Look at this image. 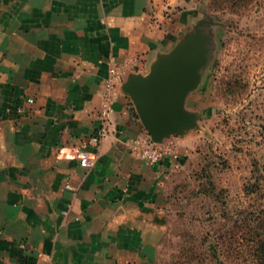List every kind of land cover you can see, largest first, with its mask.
Segmentation results:
<instances>
[{
    "label": "crops",
    "instance_id": "crops-1",
    "mask_svg": "<svg viewBox=\"0 0 264 264\" xmlns=\"http://www.w3.org/2000/svg\"><path fill=\"white\" fill-rule=\"evenodd\" d=\"M164 8L0 0V264H160L181 147L169 138L179 157L152 163L132 150L148 134L121 85L178 42L189 19L171 23ZM111 61L121 70L109 128L92 142Z\"/></svg>",
    "mask_w": 264,
    "mask_h": 264
},
{
    "label": "rangeland",
    "instance_id": "rangeland-1",
    "mask_svg": "<svg viewBox=\"0 0 264 264\" xmlns=\"http://www.w3.org/2000/svg\"><path fill=\"white\" fill-rule=\"evenodd\" d=\"M162 1L171 23L189 19L178 41L201 19L213 25L201 29L209 59L184 101L196 125L166 137L181 155L167 178L158 261L264 264V0Z\"/></svg>",
    "mask_w": 264,
    "mask_h": 264
},
{
    "label": "water",
    "instance_id": "water-1",
    "mask_svg": "<svg viewBox=\"0 0 264 264\" xmlns=\"http://www.w3.org/2000/svg\"><path fill=\"white\" fill-rule=\"evenodd\" d=\"M204 23L211 22L199 20L171 49L157 55L147 73L130 72L122 82L121 89L155 142L196 125V114L185 108L184 101L197 86L208 59L201 31Z\"/></svg>",
    "mask_w": 264,
    "mask_h": 264
},
{
    "label": "built area",
    "instance_id": "built-area-1",
    "mask_svg": "<svg viewBox=\"0 0 264 264\" xmlns=\"http://www.w3.org/2000/svg\"><path fill=\"white\" fill-rule=\"evenodd\" d=\"M120 65L111 61L108 67V76L104 80L101 95V104L99 109L100 124L96 129V133L90 137L92 142H98L99 139L104 136L109 128V116L112 111V102L115 96V84L120 80ZM32 101L31 98L28 99ZM132 150L140 157L148 162H156L162 158L165 154H170L174 158H178L179 154L176 151L175 143L169 138H165L161 142H155L151 140L150 136H147L139 144H133ZM80 163L84 166H91L93 159L83 152L79 155Z\"/></svg>",
    "mask_w": 264,
    "mask_h": 264
},
{
    "label": "trees",
    "instance_id": "trees-1",
    "mask_svg": "<svg viewBox=\"0 0 264 264\" xmlns=\"http://www.w3.org/2000/svg\"><path fill=\"white\" fill-rule=\"evenodd\" d=\"M231 2L232 3H235V2H238V1L237 0H232ZM212 25H213V23H205V24H202L201 29L208 28V27H210ZM208 59H209V57H208ZM254 165L256 166V163H254ZM256 187H258V185ZM246 189H247V185H246ZM261 228H262V233L264 234V218L262 219V222H261ZM260 240L262 241L260 243V246L264 249V235L260 238Z\"/></svg>",
    "mask_w": 264,
    "mask_h": 264
},
{
    "label": "flooded vegetation",
    "instance_id": "flooded-vegetation-1",
    "mask_svg": "<svg viewBox=\"0 0 264 264\" xmlns=\"http://www.w3.org/2000/svg\"><path fill=\"white\" fill-rule=\"evenodd\" d=\"M205 24V23H204ZM202 26V25H201Z\"/></svg>",
    "mask_w": 264,
    "mask_h": 264
}]
</instances>
